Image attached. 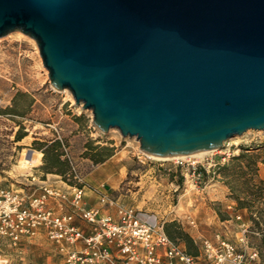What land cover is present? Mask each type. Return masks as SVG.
<instances>
[{"label":"water","instance_id":"95a60500","mask_svg":"<svg viewBox=\"0 0 264 264\" xmlns=\"http://www.w3.org/2000/svg\"><path fill=\"white\" fill-rule=\"evenodd\" d=\"M50 85L155 156L264 130V0H0Z\"/></svg>","mask_w":264,"mask_h":264},{"label":"rangeland","instance_id":"374dc122","mask_svg":"<svg viewBox=\"0 0 264 264\" xmlns=\"http://www.w3.org/2000/svg\"><path fill=\"white\" fill-rule=\"evenodd\" d=\"M91 119V110L76 104L68 89L50 85L33 38L20 31L0 37V188L17 189L35 177L28 183L32 190L39 180L59 183L77 176L90 190L105 183L107 194L159 221L174 223L172 230H180L191 239L214 238L220 233L239 242L238 222L230 219L233 210L228 207L236 208V203L217 170L243 148L264 158V130H247L199 157L160 159L141 152L135 137H124L116 128L100 131ZM17 134L21 138L17 139ZM54 139L60 142L61 159H67L70 166L65 177L55 168L52 172L43 169L45 161L38 143ZM103 147L112 149L111 154L97 155L101 161L94 162L88 153H104ZM28 149L39 150L41 156L37 165L23 171L19 161ZM261 167L264 163L259 161L258 175ZM239 211L247 225L246 240L257 248L259 232L248 211ZM192 218L195 226L189 224ZM0 264L64 263L39 236L18 245L0 237Z\"/></svg>","mask_w":264,"mask_h":264},{"label":"built area","instance_id":"2783aa9c","mask_svg":"<svg viewBox=\"0 0 264 264\" xmlns=\"http://www.w3.org/2000/svg\"><path fill=\"white\" fill-rule=\"evenodd\" d=\"M28 183L0 188V237L18 245L43 236L64 264H264L246 240L241 212L231 205L240 243L220 233L192 237L189 252L183 241L167 235L164 220L121 203L104 184L93 189L96 203L89 204L87 186L77 176L59 183L39 180L32 190ZM189 224L195 226V219Z\"/></svg>","mask_w":264,"mask_h":264},{"label":"trees","instance_id":"16d2710c","mask_svg":"<svg viewBox=\"0 0 264 264\" xmlns=\"http://www.w3.org/2000/svg\"><path fill=\"white\" fill-rule=\"evenodd\" d=\"M31 101L32 98H30L28 104ZM16 138H21V134H17ZM59 143L57 139H54L50 142L38 143L39 146L37 148L43 152L45 161L43 169L52 172V168H55L56 173L65 177V174L70 171V166L67 159H61L63 153L59 150ZM88 147L89 150L93 148L91 145H88ZM101 149L104 153H88L94 162L101 161V157H96L97 155L103 157L111 154L112 149L107 147ZM246 150V148H243L237 155H233L228 162L218 167L217 172L229 187L230 197L236 203L235 209L248 211L250 221L254 224L257 232H259L258 240L260 244L256 249L261 260L264 261V178L258 175V162L264 163V158H261L257 152H247ZM253 214L255 215L253 216ZM173 224L164 223V230L167 235L174 240H183L187 250L194 252L192 239L180 230H172L171 226Z\"/></svg>","mask_w":264,"mask_h":264},{"label":"bare ground","instance_id":"6f19581e","mask_svg":"<svg viewBox=\"0 0 264 264\" xmlns=\"http://www.w3.org/2000/svg\"><path fill=\"white\" fill-rule=\"evenodd\" d=\"M63 91H66V89H63ZM206 152L208 151H202V152H197V153L188 154V155H169V156H155L151 154H147V155L152 156V157H157L160 159L161 158L167 159V158H179V157H188V156L199 157L203 153H206ZM40 156H41V152L39 150H36V149H31L30 151L23 150L21 159L19 161L20 168L23 169V171H26L30 167L37 165L39 163Z\"/></svg>","mask_w":264,"mask_h":264},{"label":"crops","instance_id":"0c3cea01","mask_svg":"<svg viewBox=\"0 0 264 264\" xmlns=\"http://www.w3.org/2000/svg\"><path fill=\"white\" fill-rule=\"evenodd\" d=\"M259 175L261 176V177H264V167H261V168H259ZM102 184H104V186L107 188L108 187V185H105V183H100V185L99 186H101ZM88 185H90L89 183H88ZM94 188H96L95 186L92 188V190H90V189H88V187H87V189H86V197H87V200H88V203L89 204H95L96 203V195H95V193L93 192V189Z\"/></svg>","mask_w":264,"mask_h":264}]
</instances>
